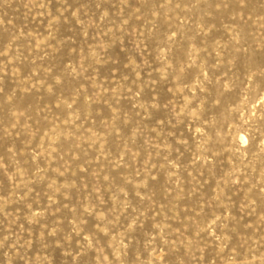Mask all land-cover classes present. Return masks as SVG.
<instances>
[{
  "label": "rangeland",
  "instance_id": "obj_1",
  "mask_svg": "<svg viewBox=\"0 0 264 264\" xmlns=\"http://www.w3.org/2000/svg\"><path fill=\"white\" fill-rule=\"evenodd\" d=\"M0 264H264V0H0Z\"/></svg>",
  "mask_w": 264,
  "mask_h": 264
}]
</instances>
